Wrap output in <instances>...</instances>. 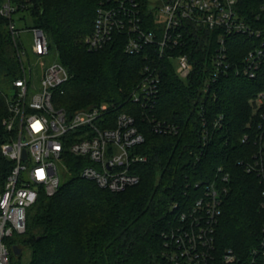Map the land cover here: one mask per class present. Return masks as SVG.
I'll return each mask as SVG.
<instances>
[{
    "label": "trees",
    "instance_id": "1",
    "mask_svg": "<svg viewBox=\"0 0 264 264\" xmlns=\"http://www.w3.org/2000/svg\"><path fill=\"white\" fill-rule=\"evenodd\" d=\"M108 1L112 0H12L18 19L25 22L30 16L31 27L45 32L50 54L53 52L70 74L54 95L57 107L74 112L110 102L115 104L113 116L120 112L135 116L145 138L132 149L146 157L132 166L140 181L118 192L102 189L78 175L82 165L67 153L71 178L55 195L40 196L30 210L26 233L12 242L30 250L28 264H170L165 233L180 224L181 213L192 211L204 195L205 185L217 180L218 167H222L229 172L230 181L224 184L227 192L215 230L214 258L206 264H225L223 254L230 248L239 264H250L253 249H258L253 264H264V184L239 163L257 149L255 132L260 122L249 100L264 89V67L258 79L244 74L220 77L203 94L201 86L209 74L203 67L210 64L218 30L186 35L183 50L195 59L194 72L184 80L174 61L161 59V90L152 111L157 119L176 122L180 129L176 134L157 133L146 111L130 98L146 64L145 55L126 53V36L121 33L101 49L87 46L97 8ZM137 1L146 25L153 27L150 0ZM238 10L250 24L264 28L261 0H240ZM8 23L0 14V83L21 75ZM258 41L246 34L227 35L230 60L242 64ZM202 114L210 133L206 145L201 135ZM7 115L6 100L0 95V194L13 166L1 152L7 138L3 126ZM219 115L223 122L215 127ZM245 133L251 134L247 143L242 142Z\"/></svg>",
    "mask_w": 264,
    "mask_h": 264
},
{
    "label": "built area",
    "instance_id": "2",
    "mask_svg": "<svg viewBox=\"0 0 264 264\" xmlns=\"http://www.w3.org/2000/svg\"><path fill=\"white\" fill-rule=\"evenodd\" d=\"M239 1L162 0L154 7L150 5L154 22L150 28L137 0L104 2L97 8L94 30L87 36L86 43L90 50H98L116 33H121L126 36V53L145 55L147 61L131 91V101L146 111L155 132L176 134L180 129L178 123L157 119L152 111L161 90V59L177 61L176 72L184 80L194 72L196 61L183 50L187 46L186 35L194 36L205 29L218 30L210 64L208 66L206 60L203 67L209 71L201 86L203 94L208 93L220 77L244 74L258 79L263 74L264 28L255 27L241 16ZM261 2L264 9V0ZM16 11L17 5L12 0H1L0 14L9 19L21 75L12 80V96L4 94L0 87V95L8 106V115L3 119L7 138L1 144V152L13 165L0 194V264H13L16 243L12 239L26 233L30 210L40 196L51 197L60 189V163L70 172L67 153L76 156L82 165L78 173L81 178L113 192L139 183L140 176L132 171V166L146 160L132 152L145 138L131 113L120 112L113 116L115 104L110 102L94 103L74 112L55 105L54 95L69 80L70 74L57 59L41 73L26 68ZM31 30L34 53L40 57L49 55L45 32L39 27H31ZM231 34L259 38L257 45L245 54L242 64L230 60L226 36ZM249 103L260 122V129L255 132L257 149L248 160L239 163L264 184V89L250 98ZM222 122L223 115H219L214 126L221 127ZM202 125L201 135L206 145L210 133L204 114ZM250 138L251 134L245 133L242 142L247 143ZM229 181V172L218 167L217 180L205 185L204 195L196 200L192 211L181 213L180 224L165 233L170 264L182 261L206 264L214 258L215 230L227 192L224 184ZM262 195L264 197V189ZM261 205L264 207V201ZM252 253L250 264L255 262L258 249H253ZM223 261L239 264V257L230 248L224 252Z\"/></svg>",
    "mask_w": 264,
    "mask_h": 264
},
{
    "label": "rangeland",
    "instance_id": "3",
    "mask_svg": "<svg viewBox=\"0 0 264 264\" xmlns=\"http://www.w3.org/2000/svg\"><path fill=\"white\" fill-rule=\"evenodd\" d=\"M162 0H150L151 7H154L158 4H160ZM20 14H15V20L19 27L20 35L19 38L22 40L23 49L25 51L24 54V63L27 69L32 68V71H36L38 73H41L43 71L44 67H47L49 64H51L53 61L57 59V57L53 54H49L44 57H40L36 55L32 49V44L34 42V34L31 30L32 20L30 16H26V21H20L18 19V16ZM58 60V59H57ZM174 65L177 66L178 62L174 61ZM1 90L4 94H7L9 96H12L14 93V87L12 85V81L6 80L3 83H0ZM59 171H60V177L61 182L64 183L68 181L71 178V173L67 171L60 163L59 165ZM26 178H29V175H25ZM23 247V245H21ZM15 264L17 262H20V264H28L30 261V250L28 248H23L22 253L19 255L14 254L12 256ZM19 264V263H18Z\"/></svg>",
    "mask_w": 264,
    "mask_h": 264
},
{
    "label": "water",
    "instance_id": "4",
    "mask_svg": "<svg viewBox=\"0 0 264 264\" xmlns=\"http://www.w3.org/2000/svg\"><path fill=\"white\" fill-rule=\"evenodd\" d=\"M22 250H23L22 247L18 244H15L13 246V252H14V254H16L18 256L22 253Z\"/></svg>",
    "mask_w": 264,
    "mask_h": 264
}]
</instances>
